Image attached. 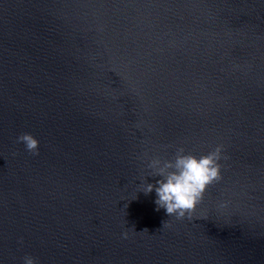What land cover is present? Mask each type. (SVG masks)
Returning <instances> with one entry per match:
<instances>
[{"label":"water","instance_id":"1","mask_svg":"<svg viewBox=\"0 0 264 264\" xmlns=\"http://www.w3.org/2000/svg\"><path fill=\"white\" fill-rule=\"evenodd\" d=\"M217 145L190 217L139 191ZM25 255L264 264V0H0V264Z\"/></svg>","mask_w":264,"mask_h":264},{"label":"clouds","instance_id":"2","mask_svg":"<svg viewBox=\"0 0 264 264\" xmlns=\"http://www.w3.org/2000/svg\"><path fill=\"white\" fill-rule=\"evenodd\" d=\"M16 142L23 143L28 153L39 155V140L31 133H21ZM224 158L222 145L200 156L185 153L182 146L177 147L173 159L153 156L147 164L150 169L147 176H158L160 179L152 184L146 182V176L143 177L139 191L149 194L155 188L157 210L164 208L167 215L175 216L178 220L190 217L203 200L208 187L223 178L220 161ZM132 229L135 231L134 226ZM122 238L127 239V232L122 233ZM23 264H37V260L32 255H25Z\"/></svg>","mask_w":264,"mask_h":264}]
</instances>
